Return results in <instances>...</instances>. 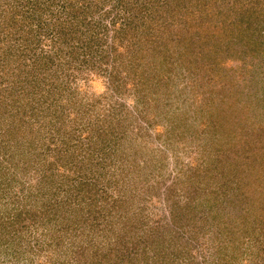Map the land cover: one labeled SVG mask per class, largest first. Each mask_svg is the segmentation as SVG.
Masks as SVG:
<instances>
[{
    "label": "rangeland",
    "instance_id": "374dc122",
    "mask_svg": "<svg viewBox=\"0 0 264 264\" xmlns=\"http://www.w3.org/2000/svg\"><path fill=\"white\" fill-rule=\"evenodd\" d=\"M0 264H264V0H0Z\"/></svg>",
    "mask_w": 264,
    "mask_h": 264
},
{
    "label": "trees",
    "instance_id": "16d2710c",
    "mask_svg": "<svg viewBox=\"0 0 264 264\" xmlns=\"http://www.w3.org/2000/svg\"><path fill=\"white\" fill-rule=\"evenodd\" d=\"M215 225L218 227V228H226V229H230V228H234V225L233 224H228V223H226V221L225 220H223V218L221 219H218L217 220V222L215 223ZM241 227V225L240 226H238V228H240ZM231 232L233 233L234 231L233 230H231ZM242 232H244L245 234H248V230H246V228L244 227V229H243V231ZM230 235H231V233H229Z\"/></svg>",
    "mask_w": 264,
    "mask_h": 264
}]
</instances>
